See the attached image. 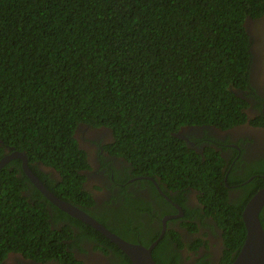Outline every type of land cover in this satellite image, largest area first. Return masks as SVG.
<instances>
[{
	"label": "trees",
	"instance_id": "1",
	"mask_svg": "<svg viewBox=\"0 0 264 264\" xmlns=\"http://www.w3.org/2000/svg\"><path fill=\"white\" fill-rule=\"evenodd\" d=\"M263 14L264 0H0V159L9 148L24 152L29 170L54 196L135 244L139 235H127L129 227L139 228L132 217L92 211L87 206L94 202L82 186L80 171L88 164L75 130L110 129L114 141L106 149L123 156L133 175L165 184L174 196L165 195L186 218L184 193L198 192L204 208L199 211L222 233L218 264H231L245 239L241 213L264 187V160L243 180L227 178V185L241 189L240 197L230 198L223 159L212 149L200 156L172 134L184 126L228 128L243 122L241 100L228 88L247 85L244 22ZM38 164L53 169L58 180ZM155 196L174 208L156 191ZM128 199L137 216L150 214L143 200ZM59 220L65 225L58 227ZM259 222L264 232L262 211ZM156 237L138 242L147 247ZM67 239L109 245L129 263L103 235L49 203L26 178L19 159L1 168L0 262L14 252L68 264L73 258L64 249ZM170 240L182 246L169 229L151 253L156 264H178Z\"/></svg>",
	"mask_w": 264,
	"mask_h": 264
},
{
	"label": "flooded vegetation",
	"instance_id": "2",
	"mask_svg": "<svg viewBox=\"0 0 264 264\" xmlns=\"http://www.w3.org/2000/svg\"><path fill=\"white\" fill-rule=\"evenodd\" d=\"M244 26L248 36L250 60L246 70L247 85L242 88L231 86L228 88L241 100L243 105L241 110L245 118L243 122L228 128L211 125L184 126L172 134L200 156L205 150L212 149L223 159L224 166L221 171H225L223 180L228 187L227 192L230 198L240 197L241 189H238V184L227 185V178L230 176V179L235 177L238 180H243L252 166L258 167V163L264 160V14L257 19L247 18ZM75 138L79 148L84 151L88 164V168L80 171L84 176L82 182L84 191L94 202L92 206L87 207L92 211H105L108 215L117 212L123 218L132 217V223L134 224L135 221L139 230L135 226L136 230H131L129 227L127 235L134 239L139 235L135 245H141L144 248L149 247L151 243L145 247L138 241L145 240V238L150 239L151 235L157 234L156 240L162 231V220L167 216L175 217L166 221L163 236L169 229L174 230L180 236L182 246L179 249L174 246L172 240L167 242V245L170 246L169 252H172V249H178L177 263H219L223 251L222 233L211 217L203 213L204 208L197 199L198 192L189 188L184 193V206L189 210L186 212L188 214V218H186L185 212L181 209L182 214H179L173 206L175 203L165 195L168 192V195L174 196V193L168 190L165 184H161L162 187H160L158 178L154 180L148 176L133 175L131 164L123 156L106 149L114 141L110 129L79 125L75 130ZM37 167L51 180H58L59 176L53 169L42 165H37ZM252 177L253 175H250L246 180L249 181ZM241 184H245V182ZM155 191L174 208L168 209L166 204H159ZM125 197H129L128 200L136 199L141 203L143 200V203L151 208L150 214L157 213L160 216L162 214L161 218L159 220L157 217L151 219L150 214L147 213H140L137 216L136 212L138 211L134 207L127 206ZM199 209L202 210L199 211ZM164 211H168V213L163 214ZM196 211L198 212L196 213ZM262 212L264 216V207ZM49 215L51 218L54 217L52 209H49ZM140 223H142L141 227ZM53 225L54 223L51 228ZM64 225L62 220L57 222L58 227ZM69 226L73 230L74 236H80L75 225L69 224ZM194 226L197 227V230L191 231L190 229ZM200 241L201 245H199ZM63 242L65 252L70 253L73 258V261L68 264H132L128 257L129 263L124 261L109 245H101L95 240L67 239ZM0 264L66 263L57 259L40 262L22 254L10 252Z\"/></svg>",
	"mask_w": 264,
	"mask_h": 264
},
{
	"label": "water",
	"instance_id": "3",
	"mask_svg": "<svg viewBox=\"0 0 264 264\" xmlns=\"http://www.w3.org/2000/svg\"><path fill=\"white\" fill-rule=\"evenodd\" d=\"M15 159L21 161V168L26 178L41 193V195L48 200L49 203L71 218H74L99 232L123 252L132 264H156L151 257V250L162 238L166 221L175 217L167 216L162 220L163 226L161 234L149 245V247L144 248L141 245L128 243L110 232L102 224L81 209L69 202L62 201L48 191L40 180L29 170L25 153L13 151L9 155L4 156L0 159V169L6 163ZM173 206L177 209L179 214H182L181 208L178 205L173 204ZM263 207L264 187L251 196L241 213L242 222L245 228V239L236 258L231 264H264V232L259 222V214Z\"/></svg>",
	"mask_w": 264,
	"mask_h": 264
},
{
	"label": "clouds",
	"instance_id": "4",
	"mask_svg": "<svg viewBox=\"0 0 264 264\" xmlns=\"http://www.w3.org/2000/svg\"><path fill=\"white\" fill-rule=\"evenodd\" d=\"M174 135H175V134H174ZM9 150H11V149H10V148H9V149H7V153H9V154H10L11 152H13V151H10V152H9ZM16 152H17V151H16ZM23 153H24V152H23ZM9 154H8V155H9ZM25 155H26V154H25ZM26 160H27V158H26ZM9 162H10V161H9ZM6 164H7V163H6ZM6 164H5V165H6ZM5 165H4V166H5ZM38 165H41V164H38Z\"/></svg>",
	"mask_w": 264,
	"mask_h": 264
}]
</instances>
